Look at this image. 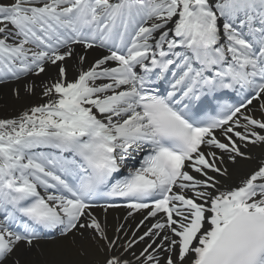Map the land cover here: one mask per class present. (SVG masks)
<instances>
[{
    "label": "snow or ice",
    "instance_id": "6c2138e0",
    "mask_svg": "<svg viewBox=\"0 0 264 264\" xmlns=\"http://www.w3.org/2000/svg\"><path fill=\"white\" fill-rule=\"evenodd\" d=\"M9 80L42 102L0 118V264H264V0H0Z\"/></svg>",
    "mask_w": 264,
    "mask_h": 264
},
{
    "label": "bare ground",
    "instance_id": "6f19581e",
    "mask_svg": "<svg viewBox=\"0 0 264 264\" xmlns=\"http://www.w3.org/2000/svg\"><path fill=\"white\" fill-rule=\"evenodd\" d=\"M99 53L97 50H90L89 59L97 57ZM51 74H55V70H51ZM22 84L14 86L3 87L0 91V118H13L19 112L23 111L26 107L33 104L42 102L41 98L37 96L29 97L22 91ZM16 88L21 89V95L17 97L14 90ZM254 156L260 154L259 149H252ZM255 167V160L245 161L240 160L236 165H230L229 170L233 174L232 181L236 182V178L241 176ZM115 213L110 212L108 214V220L110 224H115L117 221ZM23 260L31 262V264H45L47 261L52 260H88L91 257H78L76 255L75 248L68 244L67 241L57 243H40L38 248H33L23 253Z\"/></svg>",
    "mask_w": 264,
    "mask_h": 264
}]
</instances>
